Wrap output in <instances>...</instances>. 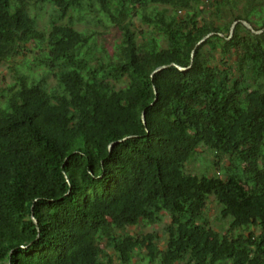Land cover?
I'll use <instances>...</instances> for the list:
<instances>
[{
	"label": "trees",
	"instance_id": "1",
	"mask_svg": "<svg viewBox=\"0 0 264 264\" xmlns=\"http://www.w3.org/2000/svg\"><path fill=\"white\" fill-rule=\"evenodd\" d=\"M92 12L117 26L111 50L78 26ZM10 60L0 264H264V0H0ZM171 62L189 68L151 75ZM202 146L215 172H186ZM164 215L163 236L127 229Z\"/></svg>",
	"mask_w": 264,
	"mask_h": 264
},
{
	"label": "rangeland",
	"instance_id": "2",
	"mask_svg": "<svg viewBox=\"0 0 264 264\" xmlns=\"http://www.w3.org/2000/svg\"><path fill=\"white\" fill-rule=\"evenodd\" d=\"M207 7H210V5H208ZM32 11L38 14V22L40 24V27H46L47 20L50 17V12H52V9H50V5H42L40 8L33 6ZM181 13L183 14V10L181 11ZM91 15L95 17L91 19L90 16L86 19H83L82 22L78 24V26L81 28H86L88 31H92L95 33V37L97 39V46L99 48L100 46H103L105 50H111L112 48H114V45L117 43L118 38L120 37L117 26L112 23L104 24L96 22L97 18L102 19V14L99 12H92ZM209 15L210 13L206 14L207 17H209ZM133 22L136 38L140 40L142 33L141 31L144 28L146 30V27H140V24L135 19H133ZM26 54L29 55L30 53L27 52L25 54L13 57V63H20V61L23 59V57L26 56ZM101 54H103L102 51L98 53L99 56ZM10 62L11 60L8 62H0V93L3 91H9L10 86L14 83V78H12V72L9 70V67L12 65V63ZM214 158L215 156L213 152L202 146L201 148H199L198 153H196L193 158L185 164V171L189 173H200L201 171H206L208 174L211 175L216 170L215 165L212 162L214 161ZM218 210V202L216 201L214 195H210L207 201L206 218L212 227L224 230L228 225V220L221 218L218 214ZM168 221L169 217L167 215H164L162 220L156 223H140L139 225L128 226L127 229L130 232H135L138 234L157 232L161 236H163L164 226ZM108 251L110 252V250ZM113 263L119 264V260H117L114 256ZM132 264H145V260L141 257V255L138 254L133 257Z\"/></svg>",
	"mask_w": 264,
	"mask_h": 264
},
{
	"label": "water",
	"instance_id": "3",
	"mask_svg": "<svg viewBox=\"0 0 264 264\" xmlns=\"http://www.w3.org/2000/svg\"><path fill=\"white\" fill-rule=\"evenodd\" d=\"M240 21H241V22H242L247 28L251 29L252 31H254V32H256V33H258V32L261 31V29H260V30H255V29H253V27L250 25V23L247 22L246 20H240ZM237 22H238V20H234V21L231 23V25H230V29H229V36L232 35L233 30H234V27H235V25H236ZM211 34H212V33H208V34H206L204 37H202V38L196 43V45H198L199 43H201L202 41H204V40L206 39V37H208V36L211 35ZM192 56H193V51L191 52V59H192ZM170 65H174L175 67H177L178 69H180V70H182V71H183V70H186V69L189 68V66L183 67V66H181V65H179V64H177V63H174V62H171V63H165V64H161V65L157 66L156 68H154L153 71H152V73H151V75L154 74L155 72H157V71H159V70H161V69L167 67V66H170ZM141 119H142V121L144 122V111H142V113H141ZM124 138H125V137H122V138L116 140L115 142H118V141H120V140H123ZM112 143H113V142H111L110 145H112ZM33 219L35 220V218H33Z\"/></svg>",
	"mask_w": 264,
	"mask_h": 264
}]
</instances>
